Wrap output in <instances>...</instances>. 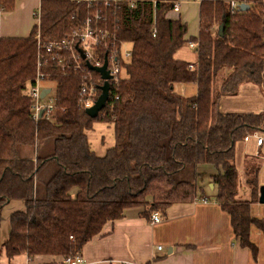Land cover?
I'll list each match as a JSON object with an SVG mask.
<instances>
[{"label": "trees", "instance_id": "16d2710c", "mask_svg": "<svg viewBox=\"0 0 264 264\" xmlns=\"http://www.w3.org/2000/svg\"><path fill=\"white\" fill-rule=\"evenodd\" d=\"M176 1L124 0L118 6L120 38L131 43L132 56L96 118L77 105L82 73L71 71L52 79L59 107L54 119L33 120L22 90L35 77L37 29L0 38V222L9 201L25 203L12 213L2 244L9 259L74 257L127 208L142 207L149 218L173 203L192 202L202 163L217 170L215 200L228 213L235 238L256 253L249 229L264 233V223L251 216L249 205L257 202L261 166L245 160L250 195L237 199L235 146L247 134H264V113H224L219 101L236 96L244 84L264 88V0H242L249 7L231 16L222 0H200L199 30L189 38L186 24L167 17ZM14 2L0 0V10ZM76 2L42 0L43 35L61 36L70 23L83 21L86 7L76 11ZM189 41L197 45L195 63L174 57ZM175 83H195L196 94H176ZM95 122L111 125L114 133L101 156L89 141Z\"/></svg>", "mask_w": 264, "mask_h": 264}, {"label": "crops", "instance_id": "0c3cea01", "mask_svg": "<svg viewBox=\"0 0 264 264\" xmlns=\"http://www.w3.org/2000/svg\"><path fill=\"white\" fill-rule=\"evenodd\" d=\"M192 1L197 4L199 10L200 0H188L191 3ZM41 2L42 0H15L12 9L0 10V38L29 36L34 26L37 27L40 23ZM177 2L181 4L178 0ZM171 11L177 13L178 18L169 17L170 11L167 13L168 18L179 19L186 24L181 19L182 7L180 11L173 9ZM197 26L198 33L199 18ZM190 43L195 44L193 41H189ZM247 86L254 85L244 84L240 90ZM173 90L176 94L186 97L195 94L197 86L195 83H175ZM234 97L221 98L219 109L226 113V110L220 106V102L222 99ZM259 111L241 113H263L264 108ZM241 142L245 145L243 154L248 153L245 149L252 147L251 144L255 147L252 140L245 142H251L247 147L243 140L237 143L241 144ZM257 151L256 148L255 152ZM244 159L241 158L243 177L241 178L238 174V195L236 197L241 200L249 199L242 197L244 189L250 192L246 183ZM216 173L217 170L214 174ZM258 185L259 197V188L264 184L258 183ZM210 188L216 190L215 185ZM240 188L241 194H239ZM71 193L75 194L76 190L73 189ZM216 194L217 190L213 196L203 194L201 197L206 201H201V197H196L192 202L173 203L166 208L164 214L158 212L162 220L154 224L149 223V218L143 216L142 207L125 209L121 218L107 222L101 234L85 243L80 253L84 260L83 264H264V233L262 230L255 225H251L249 229V240L255 245L256 253L250 247L241 246L233 234L228 213L215 200ZM211 197L213 198L209 199ZM259 204L263 203H259L258 198L257 202L250 203L249 212L253 218L264 223L263 210L260 209ZM7 205L6 209L10 212L25 209V203L20 199L11 200ZM7 228H9L8 234L5 232ZM10 228L8 225L5 226L0 234V240L4 237L8 239ZM14 257L12 264H59V261H62L61 256L51 255H36L28 258L25 254H19ZM0 260V264H8V260Z\"/></svg>", "mask_w": 264, "mask_h": 264}, {"label": "built area", "instance_id": "2783aa9c", "mask_svg": "<svg viewBox=\"0 0 264 264\" xmlns=\"http://www.w3.org/2000/svg\"><path fill=\"white\" fill-rule=\"evenodd\" d=\"M123 1L82 0L78 2L86 4L85 18L77 25L71 24L72 28L64 31L61 36L43 35L38 23L35 33V77L29 80L22 90L30 101V116L33 120L52 121L54 119L59 107L56 89H52L51 83L55 82L52 79L59 74L69 75L71 71L75 74L82 73L77 105L84 110L95 104L105 82L109 85V93L111 86L121 81L124 76V63H128L132 56L131 43L120 38L121 25L117 10ZM222 3L227 16L240 11V5L244 4L243 1L238 0H222ZM129 6L134 7V1H130ZM180 7V4L175 2L173 10L180 11ZM79 10L80 7L76 9V11ZM154 35L155 31H153ZM126 43L129 46H126ZM189 46L196 48L197 45L190 43ZM102 67L108 75L107 79L102 78L101 73L96 70ZM190 67L193 68V66ZM42 93H44L43 97ZM114 98L116 99L117 96ZM242 140L244 142L252 140L257 150L261 151L259 157L264 161V134L259 132L247 134ZM201 198V201H206ZM161 220V215L153 212L148 222L154 224ZM63 262L64 264H83L84 260L80 254H77L63 259Z\"/></svg>", "mask_w": 264, "mask_h": 264}, {"label": "rangeland", "instance_id": "374dc122", "mask_svg": "<svg viewBox=\"0 0 264 264\" xmlns=\"http://www.w3.org/2000/svg\"><path fill=\"white\" fill-rule=\"evenodd\" d=\"M82 0H78L77 2H80ZM182 7V13H181V19L184 20L188 26V34H186V38L196 36L197 34V22H198V6L197 4L192 1L188 2V0H178ZM242 1V0H238ZM76 2V3H77ZM177 2V1H176ZM245 4L246 2L243 1ZM79 7H86L85 2L79 3ZM169 17L171 18H178V14L174 13L172 11L169 12ZM40 28L41 22H40ZM69 30L72 28L71 23L69 24ZM213 31H216V26L213 28ZM227 31V30H226ZM59 33L58 35H60ZM57 35V36H58ZM126 46H129L128 43H126ZM174 57H179L180 60H184L187 62H194L197 58V52L195 48L189 47V42L185 43L181 47L177 49V51L174 54ZM51 87L53 90L56 89V82L51 83ZM258 86H247L240 90L239 94L234 98H226L222 99L220 102V106L223 110H226L225 112H260L259 110H262L264 108V88L260 89L257 88ZM53 92V91H52ZM196 94V93H195ZM186 96V97H192L194 96ZM184 96V95H183ZM264 113V112H263ZM89 135V141L91 143L92 148L95 150L97 154H104V150L109 147L113 141H114V133L112 126L103 122H95L93 126V130L88 132ZM242 141V140H241ZM245 143V142H244ZM247 146H249L250 143H245ZM255 145V144H254ZM252 147H248L249 149H245V151H248V153H244L245 145L240 143L236 144L235 148V166L238 171L239 176L242 178L243 176V165L241 163V158H254L253 160L257 162L261 167L260 171L258 173V183L260 185L264 184V161L259 157L261 154V151L258 150V155H256V148L251 144ZM255 152V153H254ZM254 155V156H253ZM246 160V159H244ZM216 172V168L214 165L209 163H202L197 168V194L198 198H200L203 194L206 196H213L214 193H216V190L211 189L209 184L212 181V175ZM238 176V177H239ZM257 183V184H258ZM259 187V185H258ZM241 188L239 194H241ZM243 198H249L250 192L248 190H243V194H241ZM213 197L209 198L212 199ZM258 198V195H257ZM18 200V199H16ZM23 201V200H20ZM261 207L260 209L263 210L264 214V203L259 204ZM8 205L6 204L1 212V222H0V234L5 228V226L8 225L10 227V217L11 214L16 211H23V210H14L10 212L9 209H6ZM10 212V213H9ZM262 219L261 217H257ZM263 220V219H262ZM264 221V220H263ZM7 234L9 232V228L6 229ZM6 240V237H4L2 240H0V259L8 260V264H12V259H9L6 256V253L2 247L3 241ZM1 263V260H0ZM59 264H64L63 260L59 261Z\"/></svg>", "mask_w": 264, "mask_h": 264}, {"label": "water", "instance_id": "95a60500", "mask_svg": "<svg viewBox=\"0 0 264 264\" xmlns=\"http://www.w3.org/2000/svg\"><path fill=\"white\" fill-rule=\"evenodd\" d=\"M248 7H249V5H247L245 3L241 4L240 10H245ZM222 31H223V27L220 28V34H222ZM96 70L101 73L102 78H104V79L108 78V75L106 74L104 67H102L100 69H96ZM101 88H102V93L100 94V96L96 100L95 104L92 107L85 110V113L90 118H96L98 116L99 112L105 107V105L108 101V98H109V93H108L109 85H108V83L105 82ZM43 94L44 93H42V95H41L42 97H43ZM210 186H213V184H210ZM258 202L264 203V185L259 188Z\"/></svg>", "mask_w": 264, "mask_h": 264}]
</instances>
